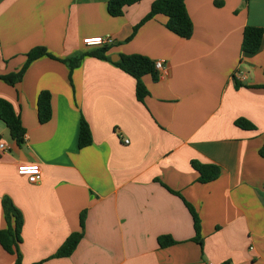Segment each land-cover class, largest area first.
<instances>
[{"label":"crops","instance_id":"0c3cea01","mask_svg":"<svg viewBox=\"0 0 264 264\" xmlns=\"http://www.w3.org/2000/svg\"><path fill=\"white\" fill-rule=\"evenodd\" d=\"M108 1L0 0V75L18 72L37 47L58 59L34 61L14 87L0 80V99L26 130L18 146L0 119V141L9 147L0 152V230L8 197L23 215L22 264H264V35L257 53L242 50L246 27L264 30V0H186L190 39L170 32L159 15L131 40L156 0L116 18ZM98 36L114 38L110 61L85 57L70 79L61 61L100 48L83 44ZM129 55L167 67L164 79L143 78V103L136 80L115 64ZM42 91L52 95L45 124ZM82 118L93 142L80 149ZM240 119L255 129L239 128ZM193 161L222 173L201 184ZM30 163L42 167L38 184L18 174ZM185 202L200 217L203 248ZM83 212L78 247L54 258L80 230ZM164 236L177 243L161 247ZM16 259L0 245V264Z\"/></svg>","mask_w":264,"mask_h":264},{"label":"trees","instance_id":"16d2710c","mask_svg":"<svg viewBox=\"0 0 264 264\" xmlns=\"http://www.w3.org/2000/svg\"><path fill=\"white\" fill-rule=\"evenodd\" d=\"M141 1L142 0H109L107 5L108 14L114 18L122 17L128 7L138 4ZM216 5L221 6V3L216 2ZM159 15H163L167 18L166 27L173 34L182 39H190L193 36L194 26L186 8V0H156L152 4L150 12L133 28L132 36L128 40H131L145 23ZM263 35L264 30L262 28L246 27L243 33L242 50L249 54L257 53L261 48ZM110 47L111 46H103L88 53L78 54L74 57L62 60L61 62L66 64L70 69L71 79L72 71L81 65L85 57H94L110 61L108 57ZM42 57L58 60L51 55L46 48L37 47L30 51L27 55L25 65L18 72L5 76L0 75V80H3L12 87L16 86L22 81L30 65ZM115 64L123 72L136 80V97L138 101L143 103L149 95L148 89L143 83V78L150 75L155 81L159 80L158 72L155 69V62L142 55H129L122 56L121 60ZM51 100L52 95L48 91H42L38 96L37 108L41 124L48 123L52 118ZM0 119L6 124L11 139L16 142L18 146H22L26 140V130L13 105L4 99H0ZM235 124L244 130L255 129L254 125L245 119H240L236 121ZM92 142L93 136L90 125L82 118L80 121L78 146L80 149H83L90 146ZM259 153L260 156L264 158V146L260 149ZM192 166L199 173L198 182L201 184H208L216 181L222 173L221 168L214 164L193 161ZM185 204L194 219L196 231L194 241L203 248L204 241L201 236L200 217L192 205L187 202H185ZM3 210L7 227L4 230H0V245L7 253L17 255L15 264H22V255L19 251V245L22 242L21 232L23 227V215L8 197L3 199ZM85 221L86 213L83 212L80 215V230L71 234L66 239L54 255V258H67L74 253L84 237ZM176 243L177 242L171 237L164 236L159 238V244L163 248L175 245Z\"/></svg>","mask_w":264,"mask_h":264},{"label":"built area","instance_id":"2783aa9c","mask_svg":"<svg viewBox=\"0 0 264 264\" xmlns=\"http://www.w3.org/2000/svg\"><path fill=\"white\" fill-rule=\"evenodd\" d=\"M83 44L86 47H103L114 45V38L111 36L87 37L83 39ZM155 69L158 72L159 79H164L167 76V67L163 61L155 62ZM235 79H242V73H235ZM129 143V141H126ZM9 147L0 141V152L8 151ZM18 174L27 177L31 184H38L42 181V167L38 163L21 164L18 166Z\"/></svg>","mask_w":264,"mask_h":264},{"label":"rangeland","instance_id":"374dc122","mask_svg":"<svg viewBox=\"0 0 264 264\" xmlns=\"http://www.w3.org/2000/svg\"><path fill=\"white\" fill-rule=\"evenodd\" d=\"M10 139V138H9ZM11 140V139H10Z\"/></svg>","mask_w":264,"mask_h":264}]
</instances>
